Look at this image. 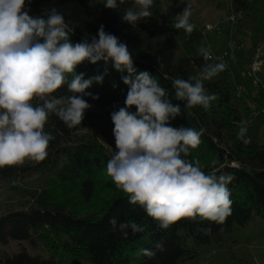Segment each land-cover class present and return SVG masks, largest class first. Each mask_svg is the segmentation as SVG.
<instances>
[{
	"label": "trees",
	"instance_id": "obj_1",
	"mask_svg": "<svg viewBox=\"0 0 264 264\" xmlns=\"http://www.w3.org/2000/svg\"><path fill=\"white\" fill-rule=\"evenodd\" d=\"M222 4L230 15L239 17L251 12L258 19L263 16L252 0H224ZM117 5V9H110L103 0H32L29 15L46 18L45 11L55 7L74 31L70 34L73 43L86 34L90 42L101 24L106 32L126 43L137 73L147 70L169 90L171 102L181 106V115L171 120V125L205 129L202 142L191 151L189 159H199L205 172L234 175L228 185L232 214L224 224L182 218L161 229L143 208L128 202L126 194L116 188L106 173L107 161L115 152L110 114L118 110L127 95L128 86L121 76L128 73L115 70L111 61H85L77 72H84L85 79L96 75H103L104 79L103 83L94 81L85 90L99 98L85 95L84 99L99 104L102 110H86L82 124L72 129L55 115L50 116L45 131L55 139L49 144L47 157L41 162L25 159L22 164L0 168V182L6 187L5 198L0 199L6 210L0 215V244L12 238L19 242L28 240L40 249L31 252L21 245L11 252L0 245V264H192L199 254V244L223 242L235 227L248 224L257 215L264 219V142L251 133H246L250 138L247 145L237 138L242 112L235 99L243 96V88L239 94L238 84H232L227 73L220 72L204 81L207 93L217 97L207 111L200 106L185 110L184 102L174 99L171 79L195 76L205 63L198 55L204 29L192 22L191 34L172 27L176 18L164 11L162 0H154L151 18L133 27L122 20V15L126 9L135 8L134 0H117ZM233 44L232 41L221 46L219 53ZM218 62L214 56L210 61ZM66 92L64 86L54 95L59 97ZM98 121L110 129L105 140L95 132H80ZM112 217L118 223L135 221L145 226V231L133 234L129 229L124 238L112 230ZM156 241H163V251L154 248ZM141 248L152 249L156 255L138 256ZM230 264L253 263L240 258Z\"/></svg>",
	"mask_w": 264,
	"mask_h": 264
},
{
	"label": "clouds",
	"instance_id": "obj_2",
	"mask_svg": "<svg viewBox=\"0 0 264 264\" xmlns=\"http://www.w3.org/2000/svg\"><path fill=\"white\" fill-rule=\"evenodd\" d=\"M32 0H0V168L22 164L25 159L43 161L55 136L45 131L50 116L55 115L72 129L84 120L91 105L84 96L93 82L103 83L104 76L85 79L77 72L80 64L111 61L115 70L127 75L121 79L128 86L124 106L111 112L114 125L115 152L107 161L106 173L116 188L126 194L130 204H138L145 213L167 229L182 218L193 222L224 224L232 214L231 191L228 185L233 174L205 172L199 159H189L191 151L202 142L204 128L173 127L170 123L181 115V106L174 105L169 90L147 70L137 73L132 53L126 43L105 31L101 24L97 34L82 37L73 43L74 31L55 7L43 16L29 15ZM154 0H134L122 20L133 27L153 16ZM104 6L117 9V0H103ZM124 3V0H120ZM191 3L177 14L172 27L191 34ZM205 62L201 71L188 79H171L174 99L184 102V109L196 106L208 110L216 94H208L204 81L224 71L225 63H210V49H198ZM107 69H105V73ZM167 79V77H165ZM67 92L55 96L59 89ZM113 87H116L114 84ZM35 102V103H34ZM135 111H131L132 108ZM246 121L239 126L237 138L245 145ZM113 231L124 238L144 232L145 226L135 221L117 222L110 218ZM154 248L164 250L163 241ZM137 255L152 258L156 251L141 248Z\"/></svg>",
	"mask_w": 264,
	"mask_h": 264
},
{
	"label": "rangeland",
	"instance_id": "obj_3",
	"mask_svg": "<svg viewBox=\"0 0 264 264\" xmlns=\"http://www.w3.org/2000/svg\"><path fill=\"white\" fill-rule=\"evenodd\" d=\"M223 1L162 0V6L165 12L176 18L186 4L191 3L192 14L189 22L202 27L205 31L202 47L218 54L221 46L234 42L233 45L238 50V61L227 65L221 73H227L232 84L242 86L243 96L235 99L240 104L242 121L247 122V133L258 135L260 141L264 142V101L263 103L260 101V98L264 99V0H252L261 8L262 18L258 19L253 17L251 12H245L234 20L229 10L222 4ZM255 82H258L257 87ZM254 88L258 90L255 95ZM125 98H122L120 107L124 106ZM88 103L91 105L88 110H102L99 104L91 101ZM250 103L258 109L250 107L247 112ZM80 132H95L103 140L110 135V129L102 121H98L95 126L85 127ZM4 185L5 183L1 181L0 199L5 198ZM1 206L0 202V215L6 211ZM0 245L11 252L17 251L21 245L26 246L31 252L40 251L28 240L19 242L10 238ZM198 249L199 254L192 264H230V261L240 258L253 264H264V219L257 215L248 224L237 226L226 234L223 242L201 243Z\"/></svg>",
	"mask_w": 264,
	"mask_h": 264
},
{
	"label": "built area",
	"instance_id": "obj_4",
	"mask_svg": "<svg viewBox=\"0 0 264 264\" xmlns=\"http://www.w3.org/2000/svg\"><path fill=\"white\" fill-rule=\"evenodd\" d=\"M231 18L234 20L235 18L237 19L238 16L232 14ZM212 56H214L220 62L222 61L223 63H230L232 61H236L237 60V49H236V46L230 45L229 48L221 50V52L219 54H215V53L213 54V52H212ZM257 85H258V82H255V87H257ZM241 90H242V86L238 85L237 86V91H238L239 94L242 92ZM254 93L255 94L258 93L257 88L254 89ZM250 106L252 108H254V110H255V107L253 106V104H251Z\"/></svg>",
	"mask_w": 264,
	"mask_h": 264
},
{
	"label": "crops",
	"instance_id": "obj_5",
	"mask_svg": "<svg viewBox=\"0 0 264 264\" xmlns=\"http://www.w3.org/2000/svg\"><path fill=\"white\" fill-rule=\"evenodd\" d=\"M260 101L263 103L264 99H261V98H260Z\"/></svg>",
	"mask_w": 264,
	"mask_h": 264
}]
</instances>
